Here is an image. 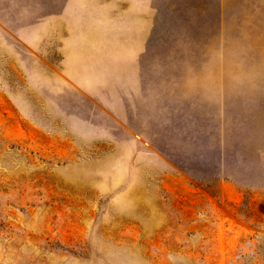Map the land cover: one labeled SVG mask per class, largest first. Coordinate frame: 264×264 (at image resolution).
I'll return each instance as SVG.
<instances>
[{
  "label": "rangeland",
  "instance_id": "1",
  "mask_svg": "<svg viewBox=\"0 0 264 264\" xmlns=\"http://www.w3.org/2000/svg\"><path fill=\"white\" fill-rule=\"evenodd\" d=\"M157 1L171 111L0 0V264H264V0Z\"/></svg>",
  "mask_w": 264,
  "mask_h": 264
},
{
  "label": "crops",
  "instance_id": "2",
  "mask_svg": "<svg viewBox=\"0 0 264 264\" xmlns=\"http://www.w3.org/2000/svg\"><path fill=\"white\" fill-rule=\"evenodd\" d=\"M165 13L157 0H63L60 8L38 16L35 22L21 24L16 33L27 43L38 38L61 42L65 63L84 70L104 65L100 64L102 58L115 59L118 81L123 85L132 82L138 99L146 95L164 98V106L171 111L169 98L175 95L168 89L180 79L170 72L169 67L176 64L172 59L164 54L158 58L159 50L166 49L162 42L167 33Z\"/></svg>",
  "mask_w": 264,
  "mask_h": 264
}]
</instances>
